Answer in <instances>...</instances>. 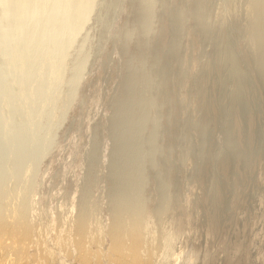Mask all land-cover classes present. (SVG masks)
Instances as JSON below:
<instances>
[{
    "label": "rangeland",
    "instance_id": "374dc122",
    "mask_svg": "<svg viewBox=\"0 0 264 264\" xmlns=\"http://www.w3.org/2000/svg\"><path fill=\"white\" fill-rule=\"evenodd\" d=\"M91 3L0 0V264H264V0Z\"/></svg>",
    "mask_w": 264,
    "mask_h": 264
},
{
    "label": "bare ground",
    "instance_id": "6f19581e",
    "mask_svg": "<svg viewBox=\"0 0 264 264\" xmlns=\"http://www.w3.org/2000/svg\"><path fill=\"white\" fill-rule=\"evenodd\" d=\"M90 1H92V3H91V6H89L90 8H88V9H90L91 10V8H92V6L94 5L93 3H94V1H96V0H90ZM78 31V30H77ZM78 33V32H77ZM75 36H73V40L75 39L74 38ZM84 61H86V60H84ZM83 62V61H82ZM87 62H89V60H87ZM83 64V63H82ZM84 67H86V66H84ZM236 116V115H235ZM234 116V117H235ZM237 117V116H236ZM236 117H235V119H236ZM238 118V117H237ZM238 120V119H237ZM237 120H235L236 122H238ZM235 122V123H236ZM176 127V126H175ZM174 127V128H175ZM238 127H240V129H241V126L239 125V123L237 124L236 123V127H235V129L236 128H238ZM243 128V127H242ZM234 129V130H235ZM239 129V130H240ZM239 130H235L236 132H238ZM156 131V130H155ZM242 130H240V132H241ZM235 132V133H236ZM240 132H238L239 133V135H240ZM239 135H237V137L239 136ZM186 229V228H185ZM185 229H183V231L185 230ZM188 229V228H187ZM188 232V231H187ZM178 233H179V230H178ZM177 233V234H178ZM181 233H184L185 234V232H181ZM174 234V233H173ZM188 234V233H187ZM182 235V234H181ZM179 236V234L177 235V236H175V238L176 237H178ZM182 236H184V235H182ZM181 236V237H182ZM186 236V235H185ZM172 238H174L173 237V235H172ZM172 238H170L169 237V239L166 241V245H165V247H166V249H170L172 246H173V243H174V239H172ZM13 241H15V240H13ZM142 246V248L140 249L141 251L143 250V247H144V243L141 245ZM118 249L117 250H114L113 252H112V255L110 256L111 258H109V259H106V261H104L105 259H98L97 258V262H95V257H94V254L92 253H86V254H84L83 256H82V258L80 259V263L81 264H152V259H148V258H145L144 256H141V255H139V253H127V252H124V251H122V249L120 248V247H117ZM10 251V254L9 255H11V256H15L16 254H18V253H20V250H19V245H16V244H14V245H12V246H10L9 248H8ZM7 249V250H8ZM165 249V248H164ZM6 250V249H5ZM193 250H195V249H193ZM164 251V250H163ZM167 251H169V250H167ZM188 251V250H187ZM208 251V250H207ZM166 252V251H165ZM165 252L163 253V254H165ZM193 252H195V251H193ZM193 252H192V254L190 253L188 256H186L185 258V260H184V262L185 261H187V264H191V262H195L196 261V256H195V254L193 255ZM6 253V252H5ZM97 253H98V250H97ZM167 253V252H166ZM200 253V252H199ZM204 253H207V252H204ZM209 253H210V251H209ZM209 253H207L208 255H206L205 254V262H204V264H207L208 263V261L209 260H211V253L209 254ZM8 254V253H7ZM180 254H182V253H180ZM197 255V254H196ZM161 256V255H160ZM163 256V255H162ZM168 255H164L163 256V260L165 259V261H166V258H167V260H168V258H169V256L167 257ZM244 256V255H243ZM153 257V256H152ZM166 257V258H165ZM198 257V256H197ZM213 257H214V255H213ZM248 257V256H247ZM48 258V257H47ZM181 257H179V258H177L176 259V261L177 260H179ZM44 259V258H43ZM43 259H41L40 261H38V264H47V262L48 261H43ZM140 259V260H139ZM162 259V258H161ZM182 259V258H181ZM230 261V263L229 264H231L232 263V261L231 260H229ZM248 261H250V259L248 260ZM248 261H246V263H248ZM189 262V263H188ZM239 262H241L242 263V261H239ZM238 262V263H239ZM49 263V262H48ZM178 263H179V261H178ZM237 263V264H238ZM240 263V264H241ZM10 264H14L13 262H11L10 261ZM193 264V263H192Z\"/></svg>",
    "mask_w": 264,
    "mask_h": 264
}]
</instances>
